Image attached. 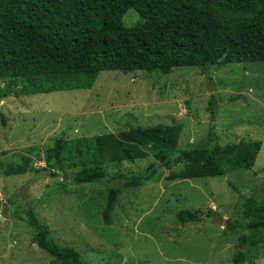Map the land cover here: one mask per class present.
<instances>
[{
	"label": "rangeland",
	"instance_id": "obj_1",
	"mask_svg": "<svg viewBox=\"0 0 264 264\" xmlns=\"http://www.w3.org/2000/svg\"><path fill=\"white\" fill-rule=\"evenodd\" d=\"M138 15L129 11L123 23L131 27ZM7 83L0 80V85ZM20 81L17 87H22ZM210 97L217 102L216 132L223 148L239 142H262L254 166L238 169L233 181L242 195L227 186L225 176L169 181L183 166L181 160L136 189L122 188L111 213L102 222L107 190L121 186L112 177L142 171L154 162L143 160L105 166L100 183L76 184L78 169L0 173V264H49L50 256L33 243V230L14 212L32 208L60 246L74 248L84 264H232L242 229L212 221H246L243 210L250 188L264 194V63L174 68L168 74L138 71L101 72L93 86H73L32 96L0 100V153L6 161L33 148L36 169L46 167L44 152L57 140L117 134L131 127L148 128L180 123V152L194 149L207 136ZM9 157V158H8ZM36 178V179H35ZM35 179V180H33ZM17 204V206H15ZM23 205V206H22ZM199 213V223L181 225L179 211ZM245 264H264V247L245 250Z\"/></svg>",
	"mask_w": 264,
	"mask_h": 264
},
{
	"label": "trees",
	"instance_id": "obj_2",
	"mask_svg": "<svg viewBox=\"0 0 264 264\" xmlns=\"http://www.w3.org/2000/svg\"><path fill=\"white\" fill-rule=\"evenodd\" d=\"M131 10L138 22L127 27L123 18ZM257 63H264V0H0V80L7 81L0 85V100L68 91L78 85L89 90L105 71L168 74L174 68L205 71L212 66ZM18 81L23 84L20 88ZM216 105L210 97L207 136L189 151L177 149L183 130L180 123L131 127L117 134L57 140L45 150L42 169H36L29 157L32 147L8 161L6 152H1L0 173L64 171L65 162H71L78 169L71 175L74 183H100L108 176L105 166L151 156L154 162L142 171L112 177L122 185L107 190L104 225L111 223L122 188L136 189L160 167L170 169L181 160L182 168L167 180L225 176L227 186L242 195L232 174L254 166L262 142L241 141L222 148L215 126ZM0 124L5 126L2 116ZM248 191L246 221L226 222L230 229L243 230L232 264H245L246 249L264 247V194L254 188ZM14 215L33 230L35 244L51 258L49 264H84L77 250L53 240L32 208ZM175 217L181 225L204 218L190 210L179 211Z\"/></svg>",
	"mask_w": 264,
	"mask_h": 264
},
{
	"label": "water",
	"instance_id": "obj_3",
	"mask_svg": "<svg viewBox=\"0 0 264 264\" xmlns=\"http://www.w3.org/2000/svg\"><path fill=\"white\" fill-rule=\"evenodd\" d=\"M212 221L218 225H223V226L226 225V220H223L222 218H219V217H213ZM33 243H34V240H33Z\"/></svg>",
	"mask_w": 264,
	"mask_h": 264
}]
</instances>
